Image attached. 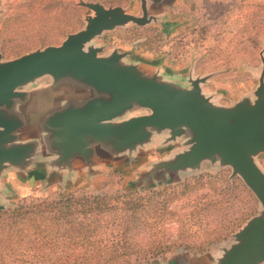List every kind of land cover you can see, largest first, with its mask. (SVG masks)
<instances>
[{
	"label": "rangeland",
	"instance_id": "374dc122",
	"mask_svg": "<svg viewBox=\"0 0 264 264\" xmlns=\"http://www.w3.org/2000/svg\"><path fill=\"white\" fill-rule=\"evenodd\" d=\"M82 2L142 15L140 0H1L2 60L60 45L82 30L94 15ZM149 14L157 21L117 27L91 44L100 57L118 51L128 53L127 64L155 62L169 73L206 77L202 93L219 106L252 95L264 61V0H178ZM178 150L171 146L157 158ZM153 151H142L132 168L105 166L77 187L2 196L0 228L17 211L26 229L34 223V235L23 233L22 249L37 251L33 259L21 257L25 264L202 263L216 256L257 215V199L238 176L231 177V168L208 163L163 183L143 184V164ZM255 162L264 172V154Z\"/></svg>",
	"mask_w": 264,
	"mask_h": 264
},
{
	"label": "water",
	"instance_id": "95a60500",
	"mask_svg": "<svg viewBox=\"0 0 264 264\" xmlns=\"http://www.w3.org/2000/svg\"><path fill=\"white\" fill-rule=\"evenodd\" d=\"M177 1L140 0V17L82 2L94 15L60 45L8 61L0 55V184L9 170L36 167L71 178L79 166L89 180L99 167L132 168L142 151L178 146L170 157L143 164V184L163 183L208 163L231 168V177L238 176L259 203L257 215L216 256L178 264H263L264 172L255 158L264 154V61L252 95L224 107L202 93L206 77H174L160 66L127 64L128 53L118 51L100 57L91 44L117 27L155 22L157 15L149 12ZM43 77L62 100L38 111L34 93L23 90ZM7 195V185H0V198Z\"/></svg>",
	"mask_w": 264,
	"mask_h": 264
},
{
	"label": "crops",
	"instance_id": "0c3cea01",
	"mask_svg": "<svg viewBox=\"0 0 264 264\" xmlns=\"http://www.w3.org/2000/svg\"><path fill=\"white\" fill-rule=\"evenodd\" d=\"M181 1V0H179ZM151 67L160 66L159 63L151 62L149 63ZM161 67V66H160ZM162 68V67H161ZM167 71V69H165ZM169 73V71H167ZM185 72L179 70L178 73H171L174 77H179ZM51 81L48 77H43L38 80L35 84L27 87L23 91L33 92L34 101L33 105L39 111L41 108L49 107L62 100L61 96L51 90ZM161 151H153L149 154L151 161L158 159ZM148 162V161H147ZM105 167V166H104ZM103 167H99L101 169ZM75 174L70 178H67L64 174H55L53 172H48L42 167H36L30 169L26 173H19L16 170H9L4 174L2 179V184H6L11 193L16 195L18 198L28 197L30 194L43 192L46 190L58 189L61 187L71 188L83 183L85 180V171L77 166ZM1 185V184H0ZM192 262H195L192 260ZM169 264H178L176 260L169 261ZM264 264V263H263Z\"/></svg>",
	"mask_w": 264,
	"mask_h": 264
},
{
	"label": "trees",
	"instance_id": "16d2710c",
	"mask_svg": "<svg viewBox=\"0 0 264 264\" xmlns=\"http://www.w3.org/2000/svg\"><path fill=\"white\" fill-rule=\"evenodd\" d=\"M6 215V214H5ZM19 211L13 213L9 219H7L4 227L0 228V264H25L22 258L25 256L33 259V254L37 251V247H32L28 251L22 249V243L25 239L23 233L34 235L30 230H34L31 226H34L33 222H30L28 228H25V218L20 217ZM17 220V221H16ZM19 221V222H18ZM50 233L51 239L52 230L49 226L47 228Z\"/></svg>",
	"mask_w": 264,
	"mask_h": 264
}]
</instances>
